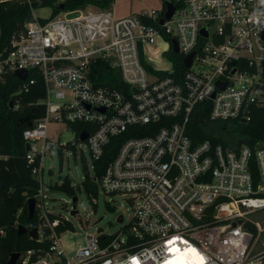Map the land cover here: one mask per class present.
<instances>
[{"label":"built area","instance_id":"built-area-1","mask_svg":"<svg viewBox=\"0 0 264 264\" xmlns=\"http://www.w3.org/2000/svg\"><path fill=\"white\" fill-rule=\"evenodd\" d=\"M169 1L170 18L164 3L128 15L85 6L41 20L33 11L0 52V79L24 69L23 81L31 70L44 80L45 113L23 131L33 174L42 169L35 159L46 151L48 124L85 122L89 128L72 130L77 140L88 134L94 162L125 135L93 180L133 205L118 231L88 234L69 257L59 230L69 220L46 204L40 176L38 237L48 247L33 261L27 250L19 264H264V252L252 253L249 228V214L264 207V146L193 143L186 133L191 118L208 112L205 126L218 136L223 122L249 120L264 103V0ZM170 52L182 56L183 68ZM101 63L118 84L97 81Z\"/></svg>","mask_w":264,"mask_h":264},{"label":"trees","instance_id":"trees-1","mask_svg":"<svg viewBox=\"0 0 264 264\" xmlns=\"http://www.w3.org/2000/svg\"><path fill=\"white\" fill-rule=\"evenodd\" d=\"M114 0H32L31 4L20 1L0 2V52H6L14 37H18L25 30V25L34 17L33 10L48 6L52 9L50 16L56 15L61 10H72L94 5L101 8L110 7ZM63 4V9H61ZM43 20V18H40ZM173 59L176 69L183 68L182 56L169 53ZM102 74L98 78L100 83L118 84L114 78L109 79L111 71L106 64H100ZM105 75V76H104ZM30 78L33 82H30ZM45 96L44 80L41 73L31 70L26 81L21 80L14 73H6L0 79V264H7L14 252L21 256L31 249L30 261L37 259L43 249L48 247V241L40 237L32 238L28 232L18 235V225L23 224L29 229L40 228V219L35 213L29 216V200L35 197L39 183L32 172L33 164L26 158V141L23 131L31 127L35 120L42 117L46 107L42 102ZM264 96V93H263ZM10 101L13 105L10 106ZM208 112L191 118L186 125V133L192 138L193 143H198L206 137L213 142H221L224 146L236 147L244 144L254 149L264 146V103L255 106L251 110L249 120L240 118L222 123V133L218 136L212 135L205 126ZM76 131L89 128L90 124L68 123ZM134 128V127H132ZM131 128V129H132ZM129 134V132L127 133ZM125 136V135H124ZM124 136L113 137L106 146L103 156L96 160V176L101 175L105 164L116 154L120 142ZM74 143H66L65 146L72 147ZM36 164V162H35ZM256 174V168L254 170ZM84 187L89 194L96 193L98 186L94 180H84ZM58 189L73 193V188L68 181L61 185H55ZM54 215V214H53ZM71 227L70 221L60 225L59 230ZM249 228L255 234L256 227L249 223Z\"/></svg>","mask_w":264,"mask_h":264},{"label":"rangeland","instance_id":"rangeland-1","mask_svg":"<svg viewBox=\"0 0 264 264\" xmlns=\"http://www.w3.org/2000/svg\"><path fill=\"white\" fill-rule=\"evenodd\" d=\"M163 3L164 0H114L110 7L117 15H128L141 10L149 12L151 9H159ZM94 7L90 6L91 9ZM33 11L43 19L52 13L48 6ZM47 135L46 151L44 154L37 153L35 159L37 165L41 163L42 169L34 175L37 179L41 176L44 182L46 204L54 208L58 216H65L70 221L71 227L62 230L61 240L67 255L72 257L86 243L88 234L118 231L131 218L133 205L126 196L104 193L101 187H98L96 193L89 194L83 183L87 178L93 180L96 175L94 161L87 141L77 140L67 123L50 122ZM68 142L75 144L67 147L65 144ZM41 145V140L36 143L38 151L42 150ZM66 181L73 188L72 194L55 186ZM73 196H77L75 203ZM74 205L78 212L72 214ZM119 215L123 216L122 222L117 220ZM249 218L256 227L252 253L259 254L264 252V207L251 212Z\"/></svg>","mask_w":264,"mask_h":264},{"label":"water","instance_id":"water-1","mask_svg":"<svg viewBox=\"0 0 264 264\" xmlns=\"http://www.w3.org/2000/svg\"><path fill=\"white\" fill-rule=\"evenodd\" d=\"M164 4L167 8L166 10V13H165V18H170L174 12V5L172 4V2H170L169 0H164ZM61 9H63V4H61ZM164 22V18L161 19V23ZM145 23L147 24L148 22L145 21ZM202 32H204L205 35H207V33L205 32V30H202ZM173 51L174 52H178V45H177V41L176 40H173ZM194 51L191 52L189 55H187L184 59V64L185 66L189 67L191 64H192V60H193V56H194ZM15 75L17 77H19L21 80H25L27 78V70H17L15 72ZM224 86V85H223ZM222 86V87H223ZM13 105V102L10 101V106ZM243 121H245V119H243ZM87 133H81L80 135V140H84L86 137H87ZM25 147H26V150H29L30 148V144L29 142H26L25 144ZM73 202L75 203L77 201V196H73L72 198ZM36 206V199L35 197L33 198H30L29 200V216L32 217L35 213V208ZM78 210L75 208V205L73 207V209L71 210V213L74 214V213H77ZM123 219L122 215H119L117 220L118 221H121ZM24 232H28L29 235L32 237V238H37L38 237V229L36 227H33L31 229H29L27 226L23 225V224H19L18 225V230H17V233L18 235H21L22 233ZM20 258V253L19 252H14L12 253V255L10 256L7 264H17V261L18 259Z\"/></svg>","mask_w":264,"mask_h":264},{"label":"crops","instance_id":"crops-1","mask_svg":"<svg viewBox=\"0 0 264 264\" xmlns=\"http://www.w3.org/2000/svg\"><path fill=\"white\" fill-rule=\"evenodd\" d=\"M88 7H90L91 5H87Z\"/></svg>","mask_w":264,"mask_h":264}]
</instances>
